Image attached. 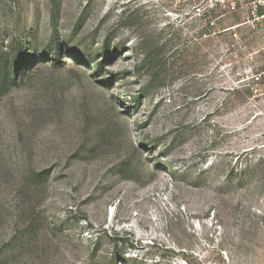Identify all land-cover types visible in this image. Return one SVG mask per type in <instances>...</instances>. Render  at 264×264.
I'll return each instance as SVG.
<instances>
[{"label":"rangeland","instance_id":"rangeland-1","mask_svg":"<svg viewBox=\"0 0 264 264\" xmlns=\"http://www.w3.org/2000/svg\"><path fill=\"white\" fill-rule=\"evenodd\" d=\"M200 1L0 0V264H264V30Z\"/></svg>","mask_w":264,"mask_h":264},{"label":"built area","instance_id":"built-area-1","mask_svg":"<svg viewBox=\"0 0 264 264\" xmlns=\"http://www.w3.org/2000/svg\"><path fill=\"white\" fill-rule=\"evenodd\" d=\"M211 13L213 16L207 20L211 27L215 26L218 19L225 15H235L239 18L236 24L221 29V32H227L235 39L238 38V29L241 27L255 31L264 30V0H201L194 6L196 16L211 15ZM248 56L253 59L252 54ZM262 75L264 72L253 78L255 81H260Z\"/></svg>","mask_w":264,"mask_h":264},{"label":"trees","instance_id":"trees-1","mask_svg":"<svg viewBox=\"0 0 264 264\" xmlns=\"http://www.w3.org/2000/svg\"><path fill=\"white\" fill-rule=\"evenodd\" d=\"M3 63H4V61L2 62L0 60V64H1V66H0V92L4 91L7 88V86L10 84V82L15 80V76H16V72L12 73L14 68L11 69L10 72L8 73L6 68L4 67ZM111 264H115V261L111 262Z\"/></svg>","mask_w":264,"mask_h":264}]
</instances>
